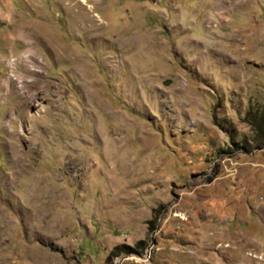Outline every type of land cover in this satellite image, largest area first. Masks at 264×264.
Masks as SVG:
<instances>
[{
    "label": "rangeland",
    "instance_id": "obj_1",
    "mask_svg": "<svg viewBox=\"0 0 264 264\" xmlns=\"http://www.w3.org/2000/svg\"><path fill=\"white\" fill-rule=\"evenodd\" d=\"M258 123L264 0H0V264H264Z\"/></svg>",
    "mask_w": 264,
    "mask_h": 264
},
{
    "label": "trees",
    "instance_id": "obj_2",
    "mask_svg": "<svg viewBox=\"0 0 264 264\" xmlns=\"http://www.w3.org/2000/svg\"><path fill=\"white\" fill-rule=\"evenodd\" d=\"M261 128H264V124H262V123H258L257 125H256V129H261ZM144 246V242L143 241H138V242H136V244H135V246L133 247V248H130V247H128L127 248V250H125V252L127 253V252H129V251H133V249L134 248H136V247H139V249L141 250V251H143V249L145 248V247H143ZM121 247H114V251H118V250H121L120 249ZM122 248H124V247H122Z\"/></svg>",
    "mask_w": 264,
    "mask_h": 264
},
{
    "label": "bare ground",
    "instance_id": "obj_3",
    "mask_svg": "<svg viewBox=\"0 0 264 264\" xmlns=\"http://www.w3.org/2000/svg\"><path fill=\"white\" fill-rule=\"evenodd\" d=\"M18 33L20 35V32H18ZM29 56H30V54L24 55V58L29 57ZM14 79L16 80V78H14Z\"/></svg>",
    "mask_w": 264,
    "mask_h": 264
}]
</instances>
